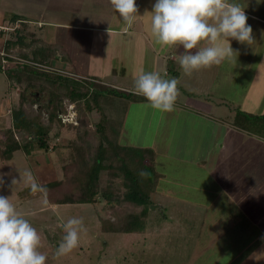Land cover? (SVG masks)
Here are the masks:
<instances>
[{"label":"rangeland","instance_id":"rangeland-1","mask_svg":"<svg viewBox=\"0 0 264 264\" xmlns=\"http://www.w3.org/2000/svg\"><path fill=\"white\" fill-rule=\"evenodd\" d=\"M98 1L101 2V9L111 6L110 0ZM253 1L232 0L244 7L248 20H252L251 12L264 18V0ZM154 4V0L148 1L147 16L138 13L133 23V27L140 24L136 31L131 32L139 33L136 36H139L140 44L136 45L135 51L132 47V51L127 53L128 71L120 82L122 86L125 85L123 87L133 89L134 79L141 71H155L166 79H177L172 71L168 73V61L166 65L165 62L154 65L152 53L158 47L150 30V12ZM82 6L83 0H0V30L6 31L5 38L0 37V48L5 39L13 38L8 19L10 13L26 16L32 11L45 19V30L40 35L52 39L60 36V31L66 30L61 27L62 24L78 23L76 15L81 13ZM95 6L99 8V5ZM110 8L113 14L118 15V20L123 22L113 7ZM100 11L95 10L94 13L101 17L104 13ZM138 18H142V21L139 22ZM29 29L30 26L28 31L32 32ZM252 29L255 43L251 46L230 40L237 54L233 60L196 71L199 77L194 72L186 75L182 71L178 83L180 95L173 112L154 110L147 106L144 97L121 86L108 94L113 103L107 106L106 112L122 124L119 143L133 149L145 148L155 157L157 161L154 167H147L152 184L158 178L155 171L164 175L157 181L152 194L154 204L151 208L155 205L157 207L150 210L140 230H103L101 219L113 217L105 203H53L48 195L45 202V197L41 194L33 195L23 183L12 184L13 178L21 180L20 174L25 170H31L38 183L45 187L49 181L64 177L63 164L69 154L64 147L75 137V130L67 125L60 128L55 126L51 132L52 144L58 142L63 147L58 152L54 149L48 153L37 151V162L34 164L21 149L11 159L0 160V175L4 180L3 185H0V195L11 197L17 210L40 233L44 244L40 250L48 256L46 264H241L250 256L249 252L256 248L253 243L255 239L258 240L257 233L252 235L247 231L239 242L231 236L222 239L217 233V222L220 214L236 210L233 199L237 194L254 190L250 189L248 175L264 174V26ZM104 34L111 36L110 32ZM115 36L119 37L118 34ZM141 36L146 37V42L142 41L144 37ZM27 38L30 39V36ZM19 49V46L13 48L14 57ZM254 81L260 82L258 87L252 85ZM15 85V82L11 84L5 72L0 71V128L12 124L11 110L20 103V88ZM204 87L210 90L207 95L202 92ZM28 94L31 99L39 96L34 90ZM249 95L253 101H250ZM40 99L41 102H47L49 95L42 94ZM224 99L233 104L240 103L243 108L225 104ZM248 102H256L257 112L247 110L250 107ZM65 103L62 114L64 119L71 120L75 114L72 109L74 104L68 101ZM217 114L222 116V120H228L230 124L227 125L230 127H226V123H218L214 117ZM215 127L220 130V136H217ZM240 129L250 133L242 135ZM58 131L60 135L56 137ZM206 157L208 161L200 165L199 162ZM108 179L107 172L103 171L102 188L107 185ZM233 189L236 195L232 199L230 191ZM263 194L255 191L247 195V199H250L248 205H253L252 201H264ZM120 209L123 211L125 207ZM71 217H82L87 233H81L79 247L67 256L55 259V250L65 234L61 225ZM243 246L246 249L244 259L240 261L238 255Z\"/></svg>","mask_w":264,"mask_h":264},{"label":"trees","instance_id":"trees-1","mask_svg":"<svg viewBox=\"0 0 264 264\" xmlns=\"http://www.w3.org/2000/svg\"><path fill=\"white\" fill-rule=\"evenodd\" d=\"M8 19L13 38L5 39L0 48V71L20 88V103L11 110L12 124L0 128V160L11 159L21 149L34 164L37 151L58 152L63 147L58 142L52 144L51 132L55 126L67 125L75 130V137L64 147L69 153L63 164L64 177L46 184L50 201L105 203L113 217L101 219L103 230H140L154 209L152 194L160 173L155 171L158 178L152 184L147 167H154L155 157L145 148L133 149L119 143L122 124L106 112L113 103L108 94L117 87L98 78H83L54 69L53 61L60 46L35 37L28 31L27 22L19 21L24 19L22 15L10 13ZM5 36L6 31L0 30V37ZM17 46L20 49L14 57L12 50ZM173 74L177 76L178 69ZM32 90L39 93L37 98L29 97ZM45 93L49 99L41 102ZM67 101L74 104L78 124L63 121L61 114ZM55 135L59 137L60 131ZM103 171L107 172L109 182L102 188Z\"/></svg>","mask_w":264,"mask_h":264},{"label":"clouds","instance_id":"clouds-1","mask_svg":"<svg viewBox=\"0 0 264 264\" xmlns=\"http://www.w3.org/2000/svg\"><path fill=\"white\" fill-rule=\"evenodd\" d=\"M110 4L127 26L139 16L136 0H110ZM150 13L155 44L161 48L183 46L185 52L178 63L186 75L233 60L237 54L230 40L250 46L254 43L244 7L232 0H156ZM178 83L176 78L166 79L159 72L141 71L132 91L144 97L152 109L169 113L175 110L180 95ZM20 176V181L12 179L13 185L23 183L47 202L48 189L38 183L31 170ZM3 183L0 175V185ZM61 227L65 234L55 250V259L79 247L81 233H87L82 217H71ZM43 247L40 233L17 210L12 198L0 195V264H46L48 256L40 250Z\"/></svg>","mask_w":264,"mask_h":264},{"label":"crops","instance_id":"crops-1","mask_svg":"<svg viewBox=\"0 0 264 264\" xmlns=\"http://www.w3.org/2000/svg\"><path fill=\"white\" fill-rule=\"evenodd\" d=\"M97 1V2H96ZM83 0V6L81 13H78L76 15V19H78V23H65L62 24L63 29H66L65 31H60V36L58 35L57 38L52 39H46L44 36L40 35V32H44L45 27V19H41L40 16L33 14L32 11L27 13L25 16L24 14H21L24 19H20L19 21H25L28 24V27L30 26L29 30H32V32L35 34V37L40 38L41 40L45 42L50 43H57L60 46V51L58 53L57 59L53 61V66L56 68H60L62 72H65L66 74H75L77 76H90L93 78H98L102 82L108 83L112 85L113 87H123L122 82V76H125V72L128 71V61H127V53L128 51H132V47L135 51L136 45L139 46L140 42H138L137 34L138 32L131 34V32L136 31L140 24L131 26H127L124 24V22H120L117 18V14H113V11L111 10L110 5L109 8L106 6L101 9V2L98 0ZM109 1V0H106ZM147 1V2H146ZM148 1L153 0H136V4L138 7V13H143L146 15V9L148 7ZM156 2V0H154ZM254 1L252 0V3ZM97 3V4H96ZM99 5V8L97 6ZM254 9H258L254 8ZM98 10L106 17H100L99 15L95 14L94 11ZM110 11V13L108 12ZM245 11V10H244ZM137 13V14H138ZM246 14V11H245ZM252 14V17L247 22L250 23L251 27H259L264 26V18L260 17L256 14ZM141 16V15H140ZM143 18L145 17L142 15ZM147 16V15H146ZM10 15L8 16V18ZM139 22L142 21V18H138ZM104 32L111 33V36L108 37L104 34ZM260 32V31H258ZM48 37H50V33H46ZM115 34H118L119 37L117 38ZM62 35V36H61ZM123 35V36H121ZM144 37V36H141ZM105 38V39H104ZM146 37L143 38V42H146ZM255 43V42H254ZM256 43H260V41H256ZM153 50V60L154 65L157 66L159 63H164L166 65V62L168 61L170 63V67L168 69V73L170 74V68L175 71V69H178L179 74L177 75V80L181 81V74H182V68L180 67L178 61L179 56L183 55L185 50L183 46H178L177 48L171 47V48H161V46L157 45ZM65 54H63V51ZM125 50V51H124ZM257 52V51H256ZM254 56V55H252ZM158 63V64H157ZM118 65V66H117ZM160 65V64H159ZM58 66V67H57ZM204 69H202L203 71ZM173 71V72H174ZM196 77H199L200 74H197V72H194ZM204 73V72H203ZM193 74V73H192ZM258 72H255V75H258ZM261 74V73H260ZM259 76V75H258ZM106 78V79H105ZM130 79V78H129ZM260 80V79H259ZM258 80V81H259ZM127 81V79H125ZM257 81H254L252 85H256L258 87ZM126 90H132L130 87H123ZM259 90L260 88H256ZM186 90H188L186 88ZM209 89L207 87H204L202 89V92L204 95H207L209 93ZM250 101L251 96L249 95ZM225 104H229L230 106H233L235 108H243L241 107L240 103L233 104L232 102H228L227 99H224ZM253 101V100H252ZM250 104V107H248L247 110H251V112H257L258 105L256 102H248ZM259 103V102H258ZM178 106H180L178 104ZM246 109V108H244ZM204 110L206 111V107H204ZM253 110V111H252ZM215 120L218 121V123H228L227 121L222 120V116L217 114V116H214ZM227 117V115H226ZM217 118V119H216ZM220 118V119H219ZM230 127V126H226ZM214 129L217 130L215 127ZM236 129V128H234ZM241 130V129H240ZM237 131V130H236ZM238 132V131H237ZM242 135H246V132L248 131H240ZM250 133V132H248ZM224 134V133H223ZM241 135V138L243 139ZM253 135V134H252ZM217 136H220V130H217ZM262 138V137H260ZM263 139V138H262ZM220 142L218 143V145ZM217 145V146H218ZM218 153L220 155V151L218 150ZM157 161V160H156ZM208 158H204L202 162H199L200 165H202L204 162H207ZM158 163V162H157ZM260 169H257V171ZM256 171V170H255ZM163 173H160V179L163 177ZM249 185L250 190L249 192L243 193V194H237L234 193L235 189L230 193L233 194L232 199L236 195V197L233 199V202L236 203V207L234 211H231L229 213H222L220 216H218L219 221L217 222V226H219V231L217 232L222 239L227 236L233 237L234 240L236 239V242H239L241 240L240 238H243L245 234H247V231L254 233L258 235V240L255 239L254 248L249 252L250 256H247L245 261L244 259V250L246 248L241 249L240 254L238 255L240 257L241 264L249 263L252 264H264V201L257 202L252 201L253 205L249 206L250 199H247V195L252 194V192H264V174L261 176V174H250ZM261 180H263L261 182ZM247 191V189H246ZM246 194V195H245ZM262 195V194H261ZM263 200H264V194H263ZM182 201V200H181ZM188 201V200H183ZM248 205V206H247ZM234 212V213H233ZM212 234V233H210ZM210 234H207L210 235ZM258 241L260 243H258ZM222 250L224 247H220ZM248 249V248H247ZM225 250V249H224ZM251 259V260H250ZM249 261V262H248Z\"/></svg>","mask_w":264,"mask_h":264},{"label":"built area","instance_id":"built-area-1","mask_svg":"<svg viewBox=\"0 0 264 264\" xmlns=\"http://www.w3.org/2000/svg\"><path fill=\"white\" fill-rule=\"evenodd\" d=\"M73 110H74V112H75V116L73 115V117L74 118H72L71 120H69V119H64V115H62V117H63V121H65V122H71V123H74V124H78V120H77V114H76V111H75V109H74V106H73V108H72Z\"/></svg>","mask_w":264,"mask_h":264},{"label":"water","instance_id":"water-1","mask_svg":"<svg viewBox=\"0 0 264 264\" xmlns=\"http://www.w3.org/2000/svg\"><path fill=\"white\" fill-rule=\"evenodd\" d=\"M156 207H157V205L153 206L152 208H154V209H155Z\"/></svg>","mask_w":264,"mask_h":264}]
</instances>
